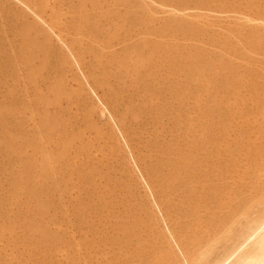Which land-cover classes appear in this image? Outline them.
Returning <instances> with one entry per match:
<instances>
[{
  "label": "bare ground",
  "instance_id": "bare-ground-1",
  "mask_svg": "<svg viewBox=\"0 0 264 264\" xmlns=\"http://www.w3.org/2000/svg\"><path fill=\"white\" fill-rule=\"evenodd\" d=\"M0 264H264V0H0Z\"/></svg>",
  "mask_w": 264,
  "mask_h": 264
}]
</instances>
